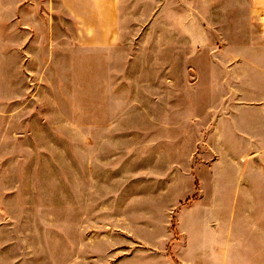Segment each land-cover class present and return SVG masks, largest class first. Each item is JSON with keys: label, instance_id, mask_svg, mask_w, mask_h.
Instances as JSON below:
<instances>
[{"label": "rangeland", "instance_id": "1", "mask_svg": "<svg viewBox=\"0 0 264 264\" xmlns=\"http://www.w3.org/2000/svg\"><path fill=\"white\" fill-rule=\"evenodd\" d=\"M212 3L0 0V264H264V138L220 118L249 13Z\"/></svg>", "mask_w": 264, "mask_h": 264}, {"label": "crops", "instance_id": "2", "mask_svg": "<svg viewBox=\"0 0 264 264\" xmlns=\"http://www.w3.org/2000/svg\"><path fill=\"white\" fill-rule=\"evenodd\" d=\"M226 1L227 4L222 3L219 10L214 9V3L211 6L214 10L221 12L249 13L247 20L252 31L236 42V49L230 51L234 53L228 54L227 57L238 61L237 76L241 79L240 83L246 86L244 89L236 88V91H244L248 94L252 92V94L251 97L247 95V97H242L241 103L235 101V104L238 103L236 107L233 106L235 111L226 113L227 117L221 116L220 118L236 124V131L243 134L244 138L262 139L264 132H261L260 129L264 127V0H237V4H232V1L229 0ZM194 10L198 9L194 7ZM222 42L229 44L230 41L223 40ZM250 124L252 125L251 130H246V125Z\"/></svg>", "mask_w": 264, "mask_h": 264}]
</instances>
